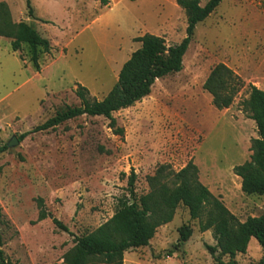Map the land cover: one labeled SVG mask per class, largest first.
<instances>
[{"label": "rangeland", "instance_id": "rangeland-1", "mask_svg": "<svg viewBox=\"0 0 264 264\" xmlns=\"http://www.w3.org/2000/svg\"><path fill=\"white\" fill-rule=\"evenodd\" d=\"M208 0H200L204 6ZM14 22L23 21L48 39L51 53L39 54V70L23 44L11 50L0 37V147L65 107L79 105L77 85L101 100L117 81L123 63L151 34L176 45L185 37L187 16L176 0H0ZM222 63L243 81L233 104L218 110L203 84ZM249 85L264 90V0H222L199 23L183 57V68L155 82L149 96L113 114L118 135L103 117L81 116L45 132L29 133L0 155V234L9 264H63L74 237L96 230L129 199L128 176L136 174L135 196L149 192L148 179L165 166L178 171L188 162L199 181L239 221L264 215V195H246L233 168L248 161L255 122L243 111ZM132 201V200H131ZM42 202L46 219L39 221ZM69 229H58L53 219ZM192 229L174 251L178 230ZM201 231L179 205L172 221L160 226L149 246L127 251L124 264H214ZM264 257L248 241L238 264ZM228 261V257L223 258Z\"/></svg>", "mask_w": 264, "mask_h": 264}, {"label": "trees", "instance_id": "trees-1", "mask_svg": "<svg viewBox=\"0 0 264 264\" xmlns=\"http://www.w3.org/2000/svg\"><path fill=\"white\" fill-rule=\"evenodd\" d=\"M101 6L109 0H94ZM222 0H208L204 6L200 0H176V4L185 11L187 26L185 37L176 45H166L164 38L145 34L136 38L140 47L126 60L111 90L101 99L90 97L88 90L77 85L75 95L79 105L65 107L36 126L30 132L19 136L22 141L27 134L56 129L59 125L81 116L103 117L109 120V127L118 135L123 130L116 128L113 114L130 108L150 95L156 81L183 68V57L192 41L196 26L206 20L220 5ZM29 17L33 16L30 0H25ZM0 37L10 40L13 52L26 44L30 50V61L39 70V54L51 53L48 39L41 37L27 23L14 22L9 8L0 3ZM244 81L229 67L219 63L206 78L203 88L212 97V103L218 110L228 109L244 88ZM243 111L255 122L258 137L251 141V156L248 161L233 168V173L241 179V190L246 195H264V90L249 85L248 99L243 102ZM7 145L0 147V155ZM136 174L128 176L129 199L119 201V208L113 216L93 232L74 237V246L64 254L63 264H124V254L132 249L147 247L156 230L172 221L179 205L187 208L191 219L200 220L201 231L211 230L215 245H206V250L214 264H238L237 254L246 251L249 239L254 238L264 251V215L248 217L244 222L232 214L203 185L198 178V169L190 161L178 171L167 170L161 166L155 175L148 179L149 192L136 198ZM132 200V201H131ZM38 220L48 216L40 202ZM0 209V223H1ZM54 225L63 232L70 233L67 226L53 219ZM179 240L175 250L189 240L192 229L183 225L178 230ZM0 264H9L1 247ZM228 257V261L223 258ZM251 264H264V257Z\"/></svg>", "mask_w": 264, "mask_h": 264}, {"label": "water", "instance_id": "water-1", "mask_svg": "<svg viewBox=\"0 0 264 264\" xmlns=\"http://www.w3.org/2000/svg\"><path fill=\"white\" fill-rule=\"evenodd\" d=\"M19 143V141L13 137L7 144V148H11V147H14L16 146L17 144Z\"/></svg>", "mask_w": 264, "mask_h": 264}]
</instances>
